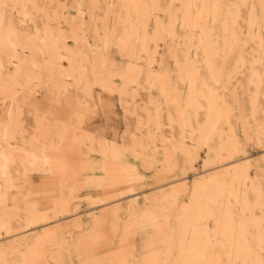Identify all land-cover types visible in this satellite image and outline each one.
Returning <instances> with one entry per match:
<instances>
[{
    "label": "bare ground",
    "instance_id": "obj_1",
    "mask_svg": "<svg viewBox=\"0 0 264 264\" xmlns=\"http://www.w3.org/2000/svg\"><path fill=\"white\" fill-rule=\"evenodd\" d=\"M77 257L264 264V0H0V264Z\"/></svg>",
    "mask_w": 264,
    "mask_h": 264
},
{
    "label": "crops",
    "instance_id": "obj_2",
    "mask_svg": "<svg viewBox=\"0 0 264 264\" xmlns=\"http://www.w3.org/2000/svg\"><path fill=\"white\" fill-rule=\"evenodd\" d=\"M136 163L139 165V169L141 172H143L145 175H146V187L145 188H141V185H137L139 189H137L136 193L135 194H139V200H140V205L141 206H145L146 204V198L144 195L146 194H151L153 192V188H157L158 186H162L164 185V183H161V184H154V181H155V177H156V169H152V170H147V169H144L142 167V162L139 161V160H136ZM97 175H102L103 174V171L102 170H95V171H91ZM34 181L35 182H42V179L43 177L39 174L35 175L34 176ZM49 180H50V186L52 188V192H50V195H49V207L52 209V206H53V202H55V200H58L59 197H60V194L59 193H56L55 192V184L56 182L58 181L57 178H55L54 176H52V174L49 176ZM109 190V189H108ZM107 189L104 190L102 188H93V189H87V190H84V191H81L80 193V197H82V200H81V205H82V209L78 210V212H74V213H68V214H65L63 216V219L62 221L64 222H70L72 221L74 218L76 217H82L83 221H84V230L83 231H76L74 228L70 230V232H72L73 234H76L77 232L78 233H87L90 232L92 233V221L94 218L96 217H101L105 211V208L108 207L109 205H112L114 204L113 202H111V204L109 205H106V204H97L95 206L93 205H89L88 203V196H93V197H104L107 193H106ZM147 192V193H146ZM146 193V194H145ZM68 193H65V199L68 200V197H69V194L67 195ZM127 200H123L122 201V204L123 205H127L125 202ZM49 208V209H50ZM50 209V210H51ZM84 209V210H83ZM73 227V226H72ZM75 230V231H74ZM113 238V237H111ZM141 240L140 242H138V245L141 244ZM117 243H119V240L117 239H114L113 240V244L111 246V248H117ZM98 252H102L98 249ZM82 257L81 259H79L78 257L75 258V263L76 264H83L82 262Z\"/></svg>",
    "mask_w": 264,
    "mask_h": 264
},
{
    "label": "rangeland",
    "instance_id": "obj_3",
    "mask_svg": "<svg viewBox=\"0 0 264 264\" xmlns=\"http://www.w3.org/2000/svg\"><path fill=\"white\" fill-rule=\"evenodd\" d=\"M121 126H123V123H122V122H121ZM147 170H149V169H147ZM150 170H152V169H150ZM193 178H194V175L191 174L190 179L192 180ZM55 192H56V193H59V191H58L57 189L55 190ZM52 193H53V192H52ZM80 193H81V192H80ZM184 197L187 198V196H184Z\"/></svg>",
    "mask_w": 264,
    "mask_h": 264
}]
</instances>
